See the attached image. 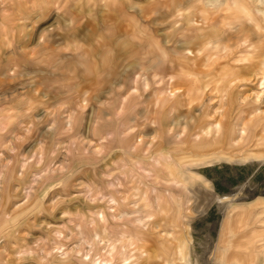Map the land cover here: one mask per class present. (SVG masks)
<instances>
[{
    "label": "rangeland",
    "instance_id": "374dc122",
    "mask_svg": "<svg viewBox=\"0 0 264 264\" xmlns=\"http://www.w3.org/2000/svg\"><path fill=\"white\" fill-rule=\"evenodd\" d=\"M229 4L206 0L220 37L208 31L204 48L187 49L205 79L166 81L164 57L196 34L161 27L142 55L144 71L161 69L157 90L132 86L109 110L106 95L80 102L67 81V101L37 111L36 129L27 116L1 132L0 264H264V23H231ZM28 69L1 63L0 111L41 78ZM162 114L175 122L157 124Z\"/></svg>",
    "mask_w": 264,
    "mask_h": 264
},
{
    "label": "crops",
    "instance_id": "0c3cea01",
    "mask_svg": "<svg viewBox=\"0 0 264 264\" xmlns=\"http://www.w3.org/2000/svg\"><path fill=\"white\" fill-rule=\"evenodd\" d=\"M219 1L223 3L226 0ZM228 1L233 13L229 20L231 23L244 20L250 22L253 21L252 18H258L264 23V0ZM207 10L206 0H0V68L1 63L13 69L30 68L29 73L32 77L37 73L41 76L35 77L36 81L31 82L34 84L19 93V97L17 95L12 97L11 108L5 110L7 107L1 104L0 134L4 130H18L17 126L23 123H19L17 118L27 116L31 117L23 126L26 129H36V123L43 121V119L33 121L32 116H36L37 111L50 109L52 105H61V102L67 101V81L74 84L73 92L79 95L80 102L85 97L106 95L109 101L105 105H108L109 110H117L114 109L117 106L110 105L117 98L123 104L127 101L126 94L132 86L137 87L136 92L140 94L139 96L142 91L157 90L163 76L161 69L154 70L153 73L144 71L142 55L145 38L152 37L154 42L159 40L161 27L189 26L193 27L191 29L196 34V42L192 40L190 43L193 45L183 47L184 53L175 50L164 57L169 70L167 75H170L166 81L171 78L172 82L169 83L173 85L175 78L180 76L188 82H194L200 77L205 79L209 74L199 75L196 72L197 68L193 62L195 55L187 54V49L204 48L208 42L206 41L208 31L213 33L212 38L220 37V31L211 23H221L222 20L217 21V17L208 15ZM173 48L176 49V45H173ZM149 51L159 53L160 46L156 49L152 47ZM191 61L193 63H190ZM40 63L51 68L40 70L37 68L41 66ZM147 77L150 87L142 88ZM41 80L44 81L42 85L39 83ZM47 81L49 83H45ZM181 94L179 92L178 99ZM16 98L18 103L15 101ZM171 101L172 114L175 116L179 112L177 108L179 104L176 102L178 100L174 97ZM16 103L23 110L12 107ZM124 105L119 106V111H122ZM84 108L80 107V113H85ZM163 121L175 122L162 114L156 123L161 124ZM40 141L43 142L42 139ZM43 145H47V142L45 141ZM35 153L36 151L31 157L34 155L40 161L39 154ZM50 158L53 156L47 155L45 159L47 161L51 160ZM15 173L19 172L1 173V180L8 181L11 175V182L15 179L13 178ZM28 173L34 175L30 171L23 172L18 180L24 179V176L27 178ZM14 194L17 195L18 192ZM10 201L15 205V198ZM8 208L7 204L2 207L3 211ZM20 210L21 207L13 209L14 212H21ZM97 218L98 221L103 219ZM95 222L91 221V224L94 225ZM19 232L26 233L23 225ZM7 234L8 238L12 237L11 232ZM11 252L12 250L9 251Z\"/></svg>",
    "mask_w": 264,
    "mask_h": 264
},
{
    "label": "bare ground",
    "instance_id": "6f19581e",
    "mask_svg": "<svg viewBox=\"0 0 264 264\" xmlns=\"http://www.w3.org/2000/svg\"><path fill=\"white\" fill-rule=\"evenodd\" d=\"M186 190H188L187 188H186ZM191 263V262H190ZM184 264H186V263H184Z\"/></svg>",
    "mask_w": 264,
    "mask_h": 264
}]
</instances>
